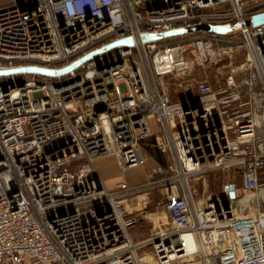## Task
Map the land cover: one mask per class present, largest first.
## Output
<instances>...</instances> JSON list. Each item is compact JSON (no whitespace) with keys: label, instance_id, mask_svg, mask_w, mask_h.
<instances>
[{"label":"built area","instance_id":"2783aa9c","mask_svg":"<svg viewBox=\"0 0 264 264\" xmlns=\"http://www.w3.org/2000/svg\"><path fill=\"white\" fill-rule=\"evenodd\" d=\"M261 11L264 0L1 5L0 69H58L116 40L134 44L64 74H0V264H264V209L238 215L225 189L234 182L213 197L191 183L223 169L245 190L264 184V23H246ZM236 22L226 33L142 38ZM241 50L245 61L213 74ZM254 71L259 93L252 77L247 87L238 79ZM147 143L171 159L141 182L109 186L97 161L116 155L123 171L144 166ZM143 220L153 224L137 239Z\"/></svg>","mask_w":264,"mask_h":264},{"label":"rangeland","instance_id":"374dc122","mask_svg":"<svg viewBox=\"0 0 264 264\" xmlns=\"http://www.w3.org/2000/svg\"><path fill=\"white\" fill-rule=\"evenodd\" d=\"M192 37L193 35H189ZM243 36L239 33H237L236 39L241 42ZM247 56V52L245 50L238 51L237 53L233 54L232 60H225L220 63H216L212 66V72L213 74H220L225 69H228L232 65H237L238 63H241L245 61ZM224 64V65H223ZM250 77L253 78V86L252 89L254 92H262L263 91V84L261 82V79L259 77V74L254 72H244L238 75V79L240 82H242L243 87H247L248 85L245 84V81H247ZM174 90V89H173ZM258 101H262V97H258ZM257 125H258V131L261 133L258 136V143H262V146H264V111H258L257 113ZM116 158H113V162L116 161ZM116 163V162H115ZM118 163V161H117ZM145 166V165H144ZM151 166V165H150ZM148 165H146L144 168L148 169ZM120 169V168H119ZM136 169V168H135ZM131 170V171H130ZM129 171H124L125 175L132 173L133 169H130ZM230 182L237 183L238 185L242 184L241 177H234L230 176L227 170L223 169H217L214 171L209 172L205 178L200 179H194L192 180V185L195 184L198 192L199 197H213L216 195H220L223 193V189L225 184H228ZM235 207H236V213L238 215H245L249 212H257L259 209H264V184L260 186V188L256 191L252 190H245L240 187V191L235 197H232ZM148 221V220H146ZM149 227H152V222L148 221ZM30 260L26 262V264H29Z\"/></svg>","mask_w":264,"mask_h":264},{"label":"water","instance_id":"95a60500","mask_svg":"<svg viewBox=\"0 0 264 264\" xmlns=\"http://www.w3.org/2000/svg\"><path fill=\"white\" fill-rule=\"evenodd\" d=\"M246 23L248 25L253 24V25H259L264 23V11L258 12L254 15H252L250 18L246 19ZM240 27L239 22H236L234 25H227V26H222V25H217V24H212V23H198L192 26H185V27H179L175 28L172 30L164 31V32H159V33H154V32H143L142 33V38L143 40H152V39H162L171 35H176V34H181V33H186L190 31H196L199 29H206L208 31L212 32H220V33H226L228 31H231L233 29H238ZM118 44H134V39L133 37H126L120 40L113 41L106 46L100 47L98 49H95L88 54L82 56L81 58L75 60L73 63L70 65L63 67V68H58V69H52V68H46L42 66H35V65H30V66H23V67H15V68H8V69H0V74L5 75V74H11V73H16V72H24V71H29V72H36V73H41L45 75H58V74H64L67 71L77 67L78 65L82 64L86 60L92 58L93 56L105 52L106 50L112 48L115 45ZM225 189L229 191L231 197H235L236 195V189H237V184L236 183H230L225 186ZM228 203V201H226Z\"/></svg>","mask_w":264,"mask_h":264},{"label":"crops","instance_id":"0c3cea01","mask_svg":"<svg viewBox=\"0 0 264 264\" xmlns=\"http://www.w3.org/2000/svg\"><path fill=\"white\" fill-rule=\"evenodd\" d=\"M14 1L15 0H0V6L9 4ZM146 150L148 154L150 155V159L146 164L149 166L148 169L144 168L146 165L139 166V167H136V169L133 168L132 173L130 174L128 173L126 175H125V172L122 170L119 158L116 155H107V156L100 158L97 161V165L106 183L109 186L113 187L118 181L122 179H126L132 183L141 182L145 180L153 172L154 167L158 163L165 164L168 162V160L171 159L170 155L161 153L158 149L151 147L149 143L146 144ZM113 158H116L117 160L115 159L116 161L113 162L112 160ZM129 170H126V171H129ZM232 175L234 177H238L237 174L235 173H232ZM192 186L194 189H197L195 184H193ZM239 191H240V185L236 189V195L239 193ZM257 212H249L247 215H253ZM148 223H149L148 221L143 220L138 226L133 228L132 231L137 239H142L147 236L150 230V227H149L150 225H148Z\"/></svg>","mask_w":264,"mask_h":264}]
</instances>
